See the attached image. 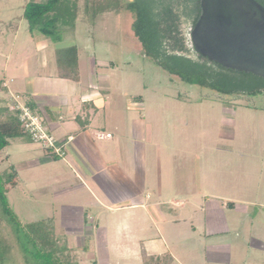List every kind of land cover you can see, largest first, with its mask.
<instances>
[{
    "label": "rangeland",
    "instance_id": "1",
    "mask_svg": "<svg viewBox=\"0 0 264 264\" xmlns=\"http://www.w3.org/2000/svg\"><path fill=\"white\" fill-rule=\"evenodd\" d=\"M29 1L46 0H0V81L9 86L8 94L0 90V105L24 104L20 93L61 101L89 84L104 90L106 109L95 123L114 133L106 144L112 168L121 172L127 158L131 168L133 146L145 147L157 190L153 195L151 187L147 202L157 203L160 222L132 206L131 197L117 199L108 185H120L110 172L104 171L100 183L85 180L66 158L67 147L55 159L39 143L18 137L0 151V170L13 165L18 172L7 196L22 223L51 218L58 247L78 264H144L158 254L159 264H216L210 241L245 243L244 264H264V214L252 229L243 208L247 183L264 185V94L224 95L183 82L142 54L129 13L107 11L93 20L85 0H79L76 29L67 30L63 41L78 45L81 81L60 78L54 75L56 44L29 30L24 16ZM70 99L76 103L78 97ZM221 200L237 202L239 213ZM217 209L235 218L240 229L210 239L206 226ZM20 247L0 206V264H37Z\"/></svg>",
    "mask_w": 264,
    "mask_h": 264
},
{
    "label": "trees",
    "instance_id": "2",
    "mask_svg": "<svg viewBox=\"0 0 264 264\" xmlns=\"http://www.w3.org/2000/svg\"><path fill=\"white\" fill-rule=\"evenodd\" d=\"M85 9L96 19L101 13L127 12L132 16L131 29L141 44L142 54L183 82L210 88L224 95H262L264 78L250 72L222 66L200 55L193 47L190 31L201 14V0H85ZM29 30L40 32L55 44L58 76L80 80L79 48L76 43H63L67 30H75L79 16V0L29 1L24 9ZM0 81V90H4ZM34 109L33 102H28ZM19 109L4 102L0 105V151L10 139L28 137L19 119ZM53 158L58 155L46 149ZM18 172L0 170V206L12 225L26 258L37 264H78L75 258L63 254L54 236L53 220L49 217L22 223L7 193L16 185ZM234 203H229L233 205ZM150 258L144 264H159ZM89 264H98L93 261Z\"/></svg>",
    "mask_w": 264,
    "mask_h": 264
},
{
    "label": "crops",
    "instance_id": "3",
    "mask_svg": "<svg viewBox=\"0 0 264 264\" xmlns=\"http://www.w3.org/2000/svg\"><path fill=\"white\" fill-rule=\"evenodd\" d=\"M54 75L58 76V69H56V73H54ZM80 81L81 79L78 83ZM3 86L5 87L3 93L6 94L9 91L8 83L3 84ZM16 94L18 95V92ZM20 94L21 97L24 98V104H27L30 101L34 103V110L43 117L45 124L49 126L51 133L58 138L57 141L60 144L64 143L67 137H74L70 146L64 147H67L66 158H68L69 162H72V164L80 170V175L83 179L86 180L91 178L97 181V183H100L98 180L103 182L102 179H104V171L106 170L110 172L114 177V180L120 185V188H114L108 183V187H110L111 191L115 194V197L117 199H124V196L131 197L134 200V204L132 206L143 208L144 212L149 215L154 223L160 222L154 210L157 203L153 202L150 204L147 202L151 197L148 193L151 187L153 189V195H155L157 190L155 187V181H153V177L149 173L146 164L145 147L141 148L139 145H136L135 147L133 146V159L132 164L130 163L131 168H129L128 165V158L122 162L124 166L120 164L122 166H120L121 172L116 171V169L113 170L112 168L113 165L111 163L114 161L112 160V153L110 149L107 148L106 144L107 141L111 139V136H114V133H110L106 126H99L95 123L99 110L101 108L106 109L107 102L104 96V90L93 86V84H89L88 87L83 86L80 91L76 88L72 94H64L61 101H41L37 96L33 97L29 94ZM71 95L78 97L76 103L71 101ZM14 103L17 102L15 101ZM27 105L29 106V104ZM64 107L70 108L73 112L70 114L64 112ZM104 116H106V114H104ZM98 141H100V145ZM141 152H143V157L141 156ZM123 167H125L126 170ZM125 176L129 177L132 185L134 186L131 190L125 185L128 183L127 181H129V179L125 178ZM83 186L86 187V184L83 183ZM118 189L121 190L120 193ZM86 190L90 192L88 187H86ZM244 191L245 197L248 201L247 204L243 206L245 210L244 213L247 218H250L249 221L253 229L254 226L257 225L258 216L264 214V185L249 182L247 183V187H245ZM173 200L174 203L179 204L177 198H173ZM234 200L227 202L225 200H221V205L228 208L230 212L233 211L239 213V210L237 211V209L240 205L237 206V202H234ZM231 202L234 204L229 205ZM208 204H211V202L209 201ZM213 204H215V202H213ZM253 206L256 208L254 209ZM125 207L126 206H124V208ZM223 212V209H217L216 212L212 214L211 219L209 218L210 220L207 223L206 230L208 231L207 236L210 239L215 238L211 236H220L221 234L230 233L232 231L237 232L240 229L235 218H227L223 216ZM179 221V218L174 219L176 224ZM192 228L193 232L197 231V227L194 224L192 225ZM204 234L206 235V231ZM246 244L250 247V244ZM208 246L211 251V256L213 257L212 260L215 261L216 264H232V262L233 264H244V259L246 257L244 253L249 254V249H247L245 243L242 244L238 241H234L233 243L218 242L216 244L215 241H210ZM167 251V257L169 260L174 259V253L170 249H167ZM153 257V255L150 256V258ZM161 257L162 256L158 254L154 258H159L161 260Z\"/></svg>",
    "mask_w": 264,
    "mask_h": 264
},
{
    "label": "water",
    "instance_id": "4",
    "mask_svg": "<svg viewBox=\"0 0 264 264\" xmlns=\"http://www.w3.org/2000/svg\"><path fill=\"white\" fill-rule=\"evenodd\" d=\"M190 37L210 61L264 78V5L257 0H201Z\"/></svg>",
    "mask_w": 264,
    "mask_h": 264
},
{
    "label": "built area",
    "instance_id": "5",
    "mask_svg": "<svg viewBox=\"0 0 264 264\" xmlns=\"http://www.w3.org/2000/svg\"><path fill=\"white\" fill-rule=\"evenodd\" d=\"M19 96H17L18 98ZM17 102V100H15ZM14 108L19 109V119L24 124L25 130L32 141L39 143L46 149H52L56 154H65L64 147L70 146L73 136L67 137L64 143L60 144L51 133L43 117L27 104L15 103Z\"/></svg>",
    "mask_w": 264,
    "mask_h": 264
},
{
    "label": "flooded vegetation",
    "instance_id": "6",
    "mask_svg": "<svg viewBox=\"0 0 264 264\" xmlns=\"http://www.w3.org/2000/svg\"><path fill=\"white\" fill-rule=\"evenodd\" d=\"M258 2H260L262 5H264V0H257Z\"/></svg>",
    "mask_w": 264,
    "mask_h": 264
}]
</instances>
